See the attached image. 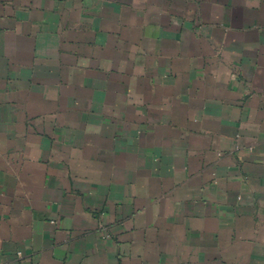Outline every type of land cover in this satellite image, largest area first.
I'll return each mask as SVG.
<instances>
[{
    "label": "crops",
    "instance_id": "0c3cea01",
    "mask_svg": "<svg viewBox=\"0 0 264 264\" xmlns=\"http://www.w3.org/2000/svg\"><path fill=\"white\" fill-rule=\"evenodd\" d=\"M0 264H264V0H0Z\"/></svg>",
    "mask_w": 264,
    "mask_h": 264
}]
</instances>
